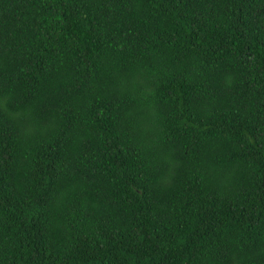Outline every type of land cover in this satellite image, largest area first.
Instances as JSON below:
<instances>
[{
    "label": "trees",
    "instance_id": "1",
    "mask_svg": "<svg viewBox=\"0 0 264 264\" xmlns=\"http://www.w3.org/2000/svg\"><path fill=\"white\" fill-rule=\"evenodd\" d=\"M0 264H264V0H0Z\"/></svg>",
    "mask_w": 264,
    "mask_h": 264
}]
</instances>
